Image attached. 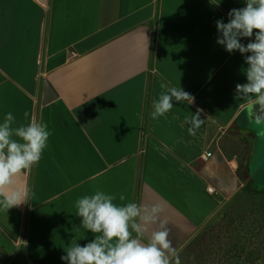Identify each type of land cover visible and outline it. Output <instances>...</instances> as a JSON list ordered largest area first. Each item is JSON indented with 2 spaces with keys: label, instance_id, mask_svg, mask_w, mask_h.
Here are the masks:
<instances>
[{
  "label": "crops",
  "instance_id": "obj_1",
  "mask_svg": "<svg viewBox=\"0 0 264 264\" xmlns=\"http://www.w3.org/2000/svg\"><path fill=\"white\" fill-rule=\"evenodd\" d=\"M245 6L0 0V122L11 112L14 127L34 117L51 133L38 165L16 181L30 190V201L0 212V235L21 245L29 264H65L71 243L94 239L76 231L75 201L97 190L114 195L117 205H159L149 233L163 221L178 254L240 190L238 162L223 143H235L231 129L239 128L255 152L261 111L236 97L250 53L230 54L217 44L216 21L227 23L231 9ZM250 40L255 30L240 42ZM169 88H182L194 102H174L153 120V101ZM197 109L205 122L191 136L183 121Z\"/></svg>",
  "mask_w": 264,
  "mask_h": 264
},
{
  "label": "clouds",
  "instance_id": "obj_2",
  "mask_svg": "<svg viewBox=\"0 0 264 264\" xmlns=\"http://www.w3.org/2000/svg\"><path fill=\"white\" fill-rule=\"evenodd\" d=\"M228 18L227 23L222 19L216 21L217 44L230 54L250 53L245 55L247 82L236 85L235 95L238 99H250L253 106L258 104L264 110V0H246V6L231 9ZM254 30L255 40L242 44L241 39L253 37ZM182 101L192 104L194 97L182 88H169L153 101L151 118L164 117L174 102ZM202 112L203 109H197L185 117L183 124L188 125L189 135L195 136L204 124ZM24 118L29 119L28 112ZM15 124L11 112L0 122V212L6 213L30 201V190L18 187L16 181L38 165L51 135L48 125L34 117L27 124L14 127ZM115 199L114 195L97 190L75 201V214L81 218V227L76 231H90L94 239L83 246L71 243L61 260L65 264H180L165 223L160 221V230L149 233L148 226L159 221L161 207L135 202L117 205ZM125 199L123 194L119 196L120 201Z\"/></svg>",
  "mask_w": 264,
  "mask_h": 264
},
{
  "label": "rangeland",
  "instance_id": "obj_3",
  "mask_svg": "<svg viewBox=\"0 0 264 264\" xmlns=\"http://www.w3.org/2000/svg\"><path fill=\"white\" fill-rule=\"evenodd\" d=\"M264 113L257 129L264 132ZM235 143H223L236 159L242 180L240 190L225 203L205 227L179 252L180 264H264V142L254 152L253 138L239 128ZM263 169L245 183L252 166ZM258 165V166H259ZM0 264H29L23 247L0 235Z\"/></svg>",
  "mask_w": 264,
  "mask_h": 264
},
{
  "label": "water",
  "instance_id": "obj_4",
  "mask_svg": "<svg viewBox=\"0 0 264 264\" xmlns=\"http://www.w3.org/2000/svg\"><path fill=\"white\" fill-rule=\"evenodd\" d=\"M254 108L257 109V110H260L262 113H264V110H261V108H260V106L258 104L257 105H254ZM259 139H262L263 142H264V132H261L260 133L259 137L257 138V143H258ZM258 165L252 167L251 172H250L248 178L245 180V183H248L250 181H253L254 178H255V176L260 172L261 169H263L262 167H263L264 164L263 165H259V166ZM235 194L236 193H234V195ZM232 197H230V198H232Z\"/></svg>",
  "mask_w": 264,
  "mask_h": 264
},
{
  "label": "built area",
  "instance_id": "obj_5",
  "mask_svg": "<svg viewBox=\"0 0 264 264\" xmlns=\"http://www.w3.org/2000/svg\"><path fill=\"white\" fill-rule=\"evenodd\" d=\"M211 154H212V152L210 151V152L207 153V156H210ZM208 190L213 192L215 189H214L213 186H209Z\"/></svg>",
  "mask_w": 264,
  "mask_h": 264
}]
</instances>
